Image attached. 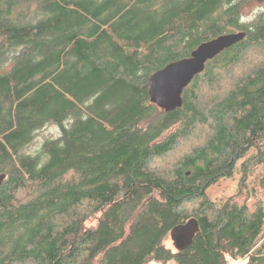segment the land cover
Listing matches in <instances>:
<instances>
[{
	"label": "trees",
	"instance_id": "trees-1",
	"mask_svg": "<svg viewBox=\"0 0 264 264\" xmlns=\"http://www.w3.org/2000/svg\"><path fill=\"white\" fill-rule=\"evenodd\" d=\"M248 1L0 0V264H264V9L243 21ZM232 31L180 107L150 102L154 71Z\"/></svg>",
	"mask_w": 264,
	"mask_h": 264
},
{
	"label": "water",
	"instance_id": "water-1",
	"mask_svg": "<svg viewBox=\"0 0 264 264\" xmlns=\"http://www.w3.org/2000/svg\"><path fill=\"white\" fill-rule=\"evenodd\" d=\"M245 35V31L220 34L201 42L188 56L171 61L154 71L148 79L150 102L165 111L180 107L183 102V90L204 70L206 63L223 50L241 41ZM4 179L5 174H0V186ZM198 229V221L195 218L174 226L170 231L174 249L179 251L188 247Z\"/></svg>",
	"mask_w": 264,
	"mask_h": 264
},
{
	"label": "rangeland",
	"instance_id": "rangeland-1",
	"mask_svg": "<svg viewBox=\"0 0 264 264\" xmlns=\"http://www.w3.org/2000/svg\"><path fill=\"white\" fill-rule=\"evenodd\" d=\"M264 9V0H249L245 5L242 7V20L243 21H250L259 11ZM60 133V129L58 125L50 123L45 126L42 130L38 131L35 134V137L25 150L27 152H35L36 150L40 149V145L45 139L57 137ZM237 175H234V178L225 182L224 186H217L214 188L215 194H230L235 190V179ZM224 185V184H223ZM93 223V222H92ZM170 246L173 247L172 242L170 240ZM174 248V247H173ZM150 264H158L152 262ZM166 264H177L174 260L168 261ZM232 264H237V262H232Z\"/></svg>",
	"mask_w": 264,
	"mask_h": 264
},
{
	"label": "bare ground",
	"instance_id": "bare-ground-1",
	"mask_svg": "<svg viewBox=\"0 0 264 264\" xmlns=\"http://www.w3.org/2000/svg\"><path fill=\"white\" fill-rule=\"evenodd\" d=\"M161 164V163H160ZM152 165V164H151Z\"/></svg>",
	"mask_w": 264,
	"mask_h": 264
}]
</instances>
